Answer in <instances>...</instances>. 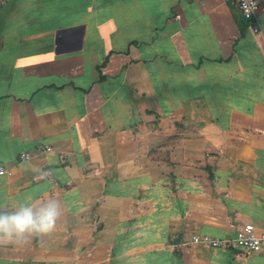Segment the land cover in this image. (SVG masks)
<instances>
[{"label": "crops", "instance_id": "obj_1", "mask_svg": "<svg viewBox=\"0 0 264 264\" xmlns=\"http://www.w3.org/2000/svg\"><path fill=\"white\" fill-rule=\"evenodd\" d=\"M257 1L0 0V212L61 208L0 264H264L175 247L264 230Z\"/></svg>", "mask_w": 264, "mask_h": 264}, {"label": "built area", "instance_id": "obj_2", "mask_svg": "<svg viewBox=\"0 0 264 264\" xmlns=\"http://www.w3.org/2000/svg\"><path fill=\"white\" fill-rule=\"evenodd\" d=\"M230 1L237 5L243 19L252 22L253 32L260 33L261 28L256 18L259 10V2L257 0ZM43 149L47 152L51 151V148L48 146H44ZM20 157L21 159H29V154L22 153ZM10 174V170L0 166V176ZM199 245L215 250L231 251L235 259L244 260L256 253L264 251V230L257 229L251 223H246L241 226L235 237L219 239L209 235L193 234L188 240L176 244L175 247L179 246L180 249L189 251Z\"/></svg>", "mask_w": 264, "mask_h": 264}, {"label": "clouds", "instance_id": "obj_3", "mask_svg": "<svg viewBox=\"0 0 264 264\" xmlns=\"http://www.w3.org/2000/svg\"><path fill=\"white\" fill-rule=\"evenodd\" d=\"M60 215V203L55 199L38 208L25 204L11 213L0 212V244L19 243L27 235H48Z\"/></svg>", "mask_w": 264, "mask_h": 264}]
</instances>
